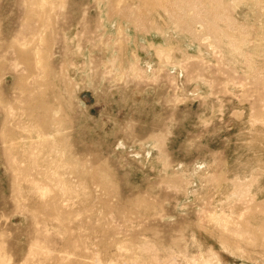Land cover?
Listing matches in <instances>:
<instances>
[{
  "label": "rangeland",
  "instance_id": "rangeland-1",
  "mask_svg": "<svg viewBox=\"0 0 264 264\" xmlns=\"http://www.w3.org/2000/svg\"><path fill=\"white\" fill-rule=\"evenodd\" d=\"M0 264H264V0H0Z\"/></svg>",
  "mask_w": 264,
  "mask_h": 264
}]
</instances>
